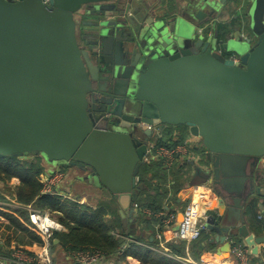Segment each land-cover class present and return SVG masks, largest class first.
Returning <instances> with one entry per match:
<instances>
[{
	"label": "water",
	"instance_id": "95a60500",
	"mask_svg": "<svg viewBox=\"0 0 264 264\" xmlns=\"http://www.w3.org/2000/svg\"><path fill=\"white\" fill-rule=\"evenodd\" d=\"M244 1L0 0V155L88 173L135 224L146 126H185L206 162L189 190L210 182L220 198L217 254L236 236L257 254L245 217L264 203V0Z\"/></svg>",
	"mask_w": 264,
	"mask_h": 264
},
{
	"label": "trees",
	"instance_id": "16d2710c",
	"mask_svg": "<svg viewBox=\"0 0 264 264\" xmlns=\"http://www.w3.org/2000/svg\"><path fill=\"white\" fill-rule=\"evenodd\" d=\"M222 28H224V26L220 27V29ZM231 55V53H227L225 56L229 58ZM162 127L163 129L160 135H154L152 138L155 145L154 148L156 149L162 147L169 149L176 148L183 144L189 136L188 128L185 126L162 125ZM159 128L160 127H158V129ZM176 129L180 132L178 138L173 136V132L176 131ZM192 150L196 153L204 154V148L202 152L197 147H193ZM158 161L159 162H151L148 164L144 163L142 165L140 170V182L144 183L145 186L148 182L151 186L150 181L153 182L162 174L168 173L165 162ZM187 166L188 163L184 162L181 168H186ZM170 171L173 172L174 168ZM168 177L169 174L165 176L167 179ZM14 178L20 180V185L15 190V196L20 203L24 205L32 204L52 215H59L57 221L65 227L66 232L55 234V239H58L59 243L55 244V241L52 240L50 242L51 249L55 250L60 248L68 257L69 255L75 257L77 254L86 252H99L105 259L114 260L115 262L132 256L138 259L142 264H179L172 259L161 256L151 248L142 245L141 241H143V238L138 236V230L130 234L124 229L123 225L120 223L121 219L117 211L113 209L115 206L113 200H111L109 204H102L94 209L87 204L79 203L76 200L65 198L57 194H42L45 169L40 155L26 156L24 159L0 155V182L7 183ZM174 183L178 195L181 191V186L179 185L180 179L175 178ZM156 187L163 193L161 196H167L169 193V187L166 183L159 184ZM140 195L141 191L139 192L135 204H137L141 210H149L153 214L152 217H148L142 211L138 214L136 220L138 225L142 226L144 231L151 232V236L145 237L147 241L143 242L157 245L158 242L155 239V229L152 227L154 223L159 222L161 225L160 230L162 231V220L156 219V214L164 211L163 201H161L162 198L151 196L140 199ZM143 195L146 196V193ZM188 202L189 200L187 203ZM251 209V212L254 213L253 211L258 209V204L253 203ZM108 215L112 216V220H107ZM24 216L26 217L25 214ZM1 217H3L8 224H0V229L3 227L5 232H9L11 236L8 235L4 244L0 242V257L9 258L11 256L8 249L13 240L18 243L27 240L29 245L43 244L42 240L35 233L24 227L14 216L3 214ZM130 238H133L135 242L126 240ZM150 239H153L152 242L149 241ZM185 245L184 242H172L168 245L169 253L175 257H184ZM211 246L214 247L213 245ZM74 262L78 264L77 261ZM55 264H57L56 259Z\"/></svg>",
	"mask_w": 264,
	"mask_h": 264
},
{
	"label": "crops",
	"instance_id": "0c3cea01",
	"mask_svg": "<svg viewBox=\"0 0 264 264\" xmlns=\"http://www.w3.org/2000/svg\"><path fill=\"white\" fill-rule=\"evenodd\" d=\"M250 0H245L244 4L245 6H247L248 2ZM228 19V18H226ZM220 20L218 24H223L225 22H227V20ZM230 20V19H229ZM160 128L159 130V134H155L156 136L160 135V132L162 131L163 127L159 126ZM179 130V129H178ZM179 133L176 129V131L173 132V136L175 138H178ZM188 138H192L189 130H188ZM155 146L154 145V141L151 140V147ZM191 147H190V151H191ZM44 160V159H43ZM42 160V161H43ZM162 161V160H161ZM151 162H159L158 160H152L150 158H146L144 163H151ZM166 163V161H164ZM185 161L180 160L179 158H175V160L173 161V165L172 166H167V172L166 174H162L159 178H156L153 182L150 181L151 186L147 184L145 186L144 183L140 182V174L136 179V182L138 184H142L146 189L141 191V195H140V199H144L145 197H161V201H163V210L159 212L158 214H156V219L158 220H162V231L160 230V223H154L153 224V229H155V239L158 242L157 245H152V244H148L147 242H143V241H147L145 239V237H149L151 236V232L148 231H144L142 226H139L137 221L135 222V224L131 223L130 219L128 217H122L121 213H120V206L117 203V201L113 200V202H115V208L117 211L118 216L120 217L121 221V225H123L124 229H126L130 234H133L135 232H137L138 230V236H140L141 238H143V241H141L142 245H145V247H149L152 250H154L155 252L157 251L161 256L166 257L167 259H172L174 262L179 263V264H222L225 261L229 260L231 263L233 264H237L236 260L234 258L231 257L230 253L229 254H224V255H220L217 254V249L220 248V244H216L211 242L212 238H213V233L207 231L206 233H204L202 235V237L188 245H185V256L184 257H175L171 254H164L165 252H161V246L162 245H166L168 247V245L173 241V235L174 232L177 230L178 228V217L179 214L183 213L184 208L187 204V201L189 200L190 197V192H192V188L189 190V186L188 184L192 181V178L195 176V168L191 165V162L193 161H189L188 166L186 168H181L182 163H184ZM195 165L198 166H206V162L205 159H201L198 161L194 162ZM167 164V163H166ZM43 167L45 169V178L43 179V181L51 176L50 173L47 171V167L43 162ZM174 168V171L171 172L170 170ZM170 171V172H169ZM259 171H260V175H262L264 177V161L260 164L259 166ZM167 174H169L168 179L165 178V176H167ZM175 178H179L180 179V183L179 185L181 186V191L179 192V194L177 195L176 193V186H175ZM138 180V181H137ZM62 182V181H61ZM60 182V183H61ZM59 183V184H60ZM166 183L167 186L169 187V193L167 194V196H161L163 195V193L161 192V190L157 189V185L159 184H163ZM59 184L55 187V194L63 196L65 198H69L71 199L70 195L72 196L73 194V190H70L68 188L64 187H60ZM262 184L264 185V179L262 181ZM20 185V180L18 178H14L11 181L7 182V183H2L0 182V192H2L5 196L7 197H16L15 196V190L16 188ZM91 186V192L89 193H83L81 194V196L77 197L80 199V203L83 204H87L89 206H91L92 208L96 209L97 207L101 206L102 204H108V200L110 201L111 199H109L105 193H103L102 191L98 190V188H96L95 186H93L92 184H89ZM205 185H209L210 187H212L214 190L215 188L210 184V182H207L205 184H201L198 186H205ZM146 193V196H144L143 194ZM216 193V191H215ZM217 197V202L220 203V198L218 196V194H216ZM182 199L179 202V199ZM99 199L101 200L99 201ZM97 201V203H96ZM263 201L261 199H255L254 198V203L258 204V209L254 210V213H250L249 216L245 217V225H247V228L250 232V234H252L254 237H259V236H263L264 235V203H262ZM91 203V204H90ZM135 204V203H134ZM220 210V204H219V209ZM142 211L144 212V214H146L148 217H152V213L149 210H141V209H137V215L139 214V212ZM164 213V217L161 216V214ZM219 213V212H218ZM24 214L26 215V217L24 216ZM3 215V214H2ZM0 214V224H4L7 225L8 223L6 222V220L1 217L2 216ZM175 216V220L171 221L169 224L165 223V221H163L164 218L168 217V216ZM217 215V214H216ZM15 218H17L24 227L28 228V214L26 211H20L19 213H16L15 215H13ZM112 216L108 215L107 220H112L111 219ZM150 226V225H149ZM151 229V227H150ZM157 234H160L162 236L163 239H158L157 238ZM8 235L11 236V234L9 232H5V229L2 227V229H0V242L2 244L5 243ZM236 238V240L247 243V238L242 237V236H236L234 237ZM148 239V238H147ZM54 241L56 240L55 237L53 239ZM129 242H135L133 240V238L131 239H126ZM153 239H150L149 241L152 242ZM58 244V243H55ZM211 245H213L214 247H212ZM202 246L203 249H200V247ZM193 247V248H192ZM21 249L24 250L26 253H28L30 256H32L35 260V262L37 264H55V259L57 261V264H61V259L65 260V264H75L74 261V257H72V255L66 256L64 252H62V249L57 248L55 250L51 249L50 247V243L46 244L43 243L42 245H37V244H33V245H29L27 243V240H24V242L22 243H18L17 241H12L10 248L8 249L10 252V255L12 256V254L14 253V251L16 249ZM10 256V257H11ZM9 257V258H10ZM0 258H5V257H0ZM72 258L73 261L70 259ZM71 260V261H70ZM252 261L255 264H264V244H261L258 246V253L254 254L252 251ZM72 262V263H71ZM109 264H142L138 259L132 257V256H128L125 259H122L118 262H115L114 260H109Z\"/></svg>",
	"mask_w": 264,
	"mask_h": 264
},
{
	"label": "built area",
	"instance_id": "2783aa9c",
	"mask_svg": "<svg viewBox=\"0 0 264 264\" xmlns=\"http://www.w3.org/2000/svg\"><path fill=\"white\" fill-rule=\"evenodd\" d=\"M46 5H50L51 0H44ZM246 26V25H243ZM246 27H243L244 39L250 38L245 32ZM219 53H222L219 51ZM234 63L239 62V58L233 53L229 58ZM151 129L155 134H159L158 127L146 126ZM187 138V140L177 146L176 148H150L149 158L152 160L166 161V165L172 166L175 158H179L182 161H198L203 159L204 154L194 152L190 147L200 141L199 138L193 137ZM64 173L58 170L52 176L47 177L44 181V188L42 194L52 195L55 194V187L63 180ZM138 181V180H137ZM135 209L139 210V206L135 204ZM219 203L215 190L209 185L193 187L190 193L189 202L184 208L183 219L178 224L177 230L174 232V242H184L186 245H190L198 241L204 233L208 231V219L210 215L219 214ZM26 211L28 214V229L35 233L43 243L49 244L55 237V234L65 233V227L57 221L47 211H43L32 204L24 205L20 203L16 197H7L0 192V214L15 215L20 211ZM161 216H165L164 213ZM175 220V216L171 215L164 219L165 223L169 224ZM157 238L163 239L160 234H157ZM231 245L230 255L234 258L237 264H255L252 261V247L247 243L236 240L232 237L228 239ZM154 251V250H153ZM157 252V251H156ZM161 252L164 254H170L166 245L161 246ZM76 261L78 264H109V260L105 259L99 252H86L77 254ZM0 264H37L32 256L26 253L24 250L16 249L10 258H0ZM222 264H233L229 260Z\"/></svg>",
	"mask_w": 264,
	"mask_h": 264
},
{
	"label": "rangeland",
	"instance_id": "374dc122",
	"mask_svg": "<svg viewBox=\"0 0 264 264\" xmlns=\"http://www.w3.org/2000/svg\"><path fill=\"white\" fill-rule=\"evenodd\" d=\"M244 25H246V23H244ZM245 32L247 33V35L249 36H252L249 28L247 27L246 29H244ZM238 38L242 39V41H246L243 37V33L240 32V33H237V36ZM242 37V38H241ZM230 54V53H229ZM233 54V53H231ZM193 147H197L201 152L203 151V145H202V142L201 141H197ZM41 159L43 160L44 164L46 165L47 167V171L50 173V175H54L55 173L58 172V170H61L63 173H64V178L62 180V182L59 184L60 187H66L70 190H73V194L72 196L70 195L71 199L73 200H76L77 202H81L79 198V196H81V194H83L84 192L87 194L89 192H91V186L89 185L88 181L89 179H87V176H88V173H84V172H80L78 169H75V168H69L65 165H58L57 163H49L46 161V159L41 156ZM194 184L197 185H201V184H205V182L201 181V180H196L194 182ZM101 199H99L100 201ZM102 202V200H101ZM109 203H111V200L109 201ZM97 203V201H96ZM108 203V204H109ZM91 204V203H90ZM114 210H116L115 207H113ZM59 215H53V217L55 219H57ZM75 260H76V256L74 257ZM72 261L73 259L70 258ZM61 264H65V260L64 259H61ZM70 260V261H71ZM72 263V262H71Z\"/></svg>",
	"mask_w": 264,
	"mask_h": 264
},
{
	"label": "flooded vegetation",
	"instance_id": "af4514ba",
	"mask_svg": "<svg viewBox=\"0 0 264 264\" xmlns=\"http://www.w3.org/2000/svg\"><path fill=\"white\" fill-rule=\"evenodd\" d=\"M89 184H91V182L89 180H87Z\"/></svg>",
	"mask_w": 264,
	"mask_h": 264
},
{
	"label": "bare ground",
	"instance_id": "6f19581e",
	"mask_svg": "<svg viewBox=\"0 0 264 264\" xmlns=\"http://www.w3.org/2000/svg\"><path fill=\"white\" fill-rule=\"evenodd\" d=\"M221 263V262H220ZM220 263H218V264H220Z\"/></svg>",
	"mask_w": 264,
	"mask_h": 264
}]
</instances>
